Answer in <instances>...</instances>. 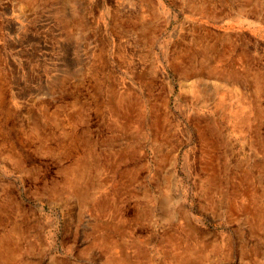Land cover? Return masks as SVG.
Segmentation results:
<instances>
[{
	"label": "rangeland",
	"instance_id": "obj_1",
	"mask_svg": "<svg viewBox=\"0 0 264 264\" xmlns=\"http://www.w3.org/2000/svg\"><path fill=\"white\" fill-rule=\"evenodd\" d=\"M0 264H264V0H0Z\"/></svg>",
	"mask_w": 264,
	"mask_h": 264
},
{
	"label": "bare ground",
	"instance_id": "obj_2",
	"mask_svg": "<svg viewBox=\"0 0 264 264\" xmlns=\"http://www.w3.org/2000/svg\"><path fill=\"white\" fill-rule=\"evenodd\" d=\"M205 8V7H204ZM232 86H233V84H232ZM237 87V86H236ZM239 87V86H238ZM231 207H233V206H231ZM233 209V208H232ZM234 211V210H233ZM174 245H175V243H174ZM176 247V246H175ZM178 248V247H177ZM181 253H182V251H181ZM173 254H175V253H173ZM187 254V253H186ZM181 255V254H180ZM185 257V256H184ZM175 262V261H174ZM252 262V261H251ZM253 263V262H252Z\"/></svg>",
	"mask_w": 264,
	"mask_h": 264
}]
</instances>
